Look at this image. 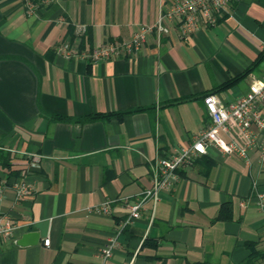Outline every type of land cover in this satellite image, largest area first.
<instances>
[{
    "label": "crops",
    "instance_id": "obj_1",
    "mask_svg": "<svg viewBox=\"0 0 264 264\" xmlns=\"http://www.w3.org/2000/svg\"><path fill=\"white\" fill-rule=\"evenodd\" d=\"M31 1L33 12L0 0V216L17 226L0 238V264H100L111 237L105 264H264L255 150L245 160L206 145L118 232L156 162L210 125L205 94L228 105L263 76L264 0H233L183 36L171 14L181 0ZM159 20L168 31L147 30L137 53L90 62L105 41ZM64 43L75 56L59 52ZM28 154L40 156L36 168ZM19 182L33 192L17 198ZM107 201V214L94 210Z\"/></svg>",
    "mask_w": 264,
    "mask_h": 264
},
{
    "label": "built area",
    "instance_id": "obj_2",
    "mask_svg": "<svg viewBox=\"0 0 264 264\" xmlns=\"http://www.w3.org/2000/svg\"><path fill=\"white\" fill-rule=\"evenodd\" d=\"M29 12L34 11L35 5L31 0H22ZM49 0H42L47 3ZM233 0H181L176 4L171 14L179 18V30L183 36L193 27L195 20L201 18L207 25H213L216 17L228 10ZM155 29L158 33H166L168 30L159 20L152 27H142L134 33L127 42L105 41L99 47L94 48L89 54L91 63L103 62L116 58L122 53H137L143 43L147 30ZM81 33L85 32L83 26L79 27ZM59 52L65 58L75 56V52L69 44L64 43L59 47ZM203 103L210 119L207 129L200 131L188 146L180 148L176 153L160 158L156 162L154 179L151 187L146 188L134 200L127 203L128 214L120 224L118 232L127 224L140 218L145 203L148 200H157V194L161 190L171 188L177 178V171L192 164L197 155L205 153L206 145L216 147L225 155H236L245 160L248 159L250 150H255L258 157L264 162V74L260 79L254 80L247 92L234 102L224 105L216 94L204 96ZM238 131L239 139L231 136V128ZM227 138H225V137ZM29 166L36 168L40 159L37 154H28ZM1 192V187H0ZM17 198H23L33 192V186L28 183L19 182L15 185ZM258 206L264 210V195H256ZM96 211L107 214L109 202H104L94 208ZM17 226L7 218L0 216V238L7 240L15 232ZM43 245H49V238L43 241ZM116 237L108 238L99 252L100 264H105L116 247Z\"/></svg>",
    "mask_w": 264,
    "mask_h": 264
},
{
    "label": "trees",
    "instance_id": "obj_3",
    "mask_svg": "<svg viewBox=\"0 0 264 264\" xmlns=\"http://www.w3.org/2000/svg\"><path fill=\"white\" fill-rule=\"evenodd\" d=\"M241 76H243V75H240V76H238V77H241ZM238 77L233 78V79L230 80L229 82H227V83H225V84L219 86L218 89H224V88L228 87L229 85H231L232 83H234V82L238 79ZM216 91H217V90L211 91V92H209V93H207V94H205V95H208V94H215ZM180 101H185V99L180 100ZM96 117H97L96 115H91V116H87V117H84V118H80L79 120H80V121L94 120Z\"/></svg>",
    "mask_w": 264,
    "mask_h": 264
}]
</instances>
